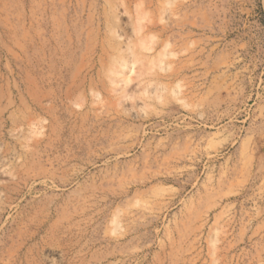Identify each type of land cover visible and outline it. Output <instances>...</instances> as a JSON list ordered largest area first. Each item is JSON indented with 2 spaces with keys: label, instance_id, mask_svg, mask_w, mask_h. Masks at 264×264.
<instances>
[{
  "label": "rangeland",
  "instance_id": "1",
  "mask_svg": "<svg viewBox=\"0 0 264 264\" xmlns=\"http://www.w3.org/2000/svg\"><path fill=\"white\" fill-rule=\"evenodd\" d=\"M0 264H264V0H0Z\"/></svg>",
  "mask_w": 264,
  "mask_h": 264
}]
</instances>
